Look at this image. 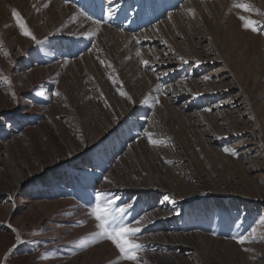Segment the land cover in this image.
I'll use <instances>...</instances> for the list:
<instances>
[{
    "label": "rangeland",
    "instance_id": "374dc122",
    "mask_svg": "<svg viewBox=\"0 0 264 264\" xmlns=\"http://www.w3.org/2000/svg\"><path fill=\"white\" fill-rule=\"evenodd\" d=\"M95 191L140 219L141 264H264V0H0V225L17 241L62 216L65 257L135 264L79 247Z\"/></svg>",
    "mask_w": 264,
    "mask_h": 264
},
{
    "label": "snow or ice",
    "instance_id": "6c2138e0",
    "mask_svg": "<svg viewBox=\"0 0 264 264\" xmlns=\"http://www.w3.org/2000/svg\"><path fill=\"white\" fill-rule=\"evenodd\" d=\"M118 0H113V3H117ZM237 7H242L246 11H250V6L247 4L242 5H236ZM116 9H113L112 7H109L108 10V17L109 19L113 18V14ZM12 16L16 21L17 26L21 29V34L25 37L30 38L32 41H34L37 45H40L43 43L40 39L37 38L35 34L29 29L26 22L23 20L21 13L15 9L12 10ZM88 19H91V17H88ZM240 20L243 22V27L247 30L250 29L254 32L259 31L260 29L256 26V22L248 19L244 16L240 17ZM88 38L91 40L93 37L92 35H89ZM47 39V38H45ZM139 42V41H138ZM137 55H140V53H137ZM158 59V58H157ZM184 63H188L187 60H184L183 57L180 58ZM101 64L104 63V61H100ZM142 63L145 66H149V61L143 60ZM159 78V77H158ZM204 79H209V77H204ZM113 83H117L116 81H113ZM157 91H160V89H157ZM43 93H41L42 95ZM15 94L13 93V96ZM55 95L59 96L60 93L57 91ZM119 95L122 97H125L132 103H135V101L132 100L131 95L127 91H119ZM143 103H148L147 100L143 101ZM154 103H159V98H156L154 100ZM208 111H211V109H207ZM135 114L130 116L128 119L129 121H135ZM148 136V142L156 145L159 143L157 140L152 138V133H147ZM223 151L226 154L237 156L238 154L234 149H230L228 147H224ZM167 163H171V161H166ZM172 203H175V201H171ZM89 207L91 208V211L89 215L91 217H94L95 221H97L96 228L99 229L98 232H95L92 234V236H86L83 240L80 241L79 247L83 248L86 246V243L90 239H97V238H106L108 241H110L115 248L118 250V253L120 257H122L125 261H132L135 262V264H141V259L139 257V252L142 250V244L138 243L134 237H136L139 233L142 232V228L139 226L141 221L138 218L135 221V226L132 222H129L125 220V215L127 213V210L131 207V205L126 206H118L115 204V197L110 196L107 192H100L95 191L94 195L91 198V203L89 204ZM179 214L178 212L176 213ZM81 225H83V221L79 222ZM11 227V225H9ZM255 231V229H253ZM232 239L236 240L238 244L245 245L246 242H248V237L245 235H240L238 237H232ZM16 240L20 243H24V241L21 239L19 235L16 236ZM244 251H248L249 249L244 248Z\"/></svg>",
    "mask_w": 264,
    "mask_h": 264
},
{
    "label": "bare ground",
    "instance_id": "6f19581e",
    "mask_svg": "<svg viewBox=\"0 0 264 264\" xmlns=\"http://www.w3.org/2000/svg\"><path fill=\"white\" fill-rule=\"evenodd\" d=\"M60 5V3H56ZM64 9H74L75 7L64 5ZM62 216L56 217L49 222L46 228H38L29 233L19 234L24 243H20L19 241H15V238L11 234H7L5 232V227L0 225L2 230H0V264H87L91 261L96 264L97 259L95 258L94 251H89L84 257H80L77 259H70L65 257L63 254L66 252L65 247H61V245L69 240V234L71 230L76 227V225L66 227L68 222L61 219ZM25 228L27 230L31 229ZM45 230H50L51 234L57 235L58 239H61L60 243H57L56 237L51 235L42 236ZM42 236V237H41ZM39 237L40 244H42V248L35 252V254H26L28 252V248L20 249L22 246H30L31 240L38 239ZM42 238V239H41ZM29 241V242H28ZM28 250V251H26ZM76 256L80 254V250L77 249L75 251ZM73 253V254H74ZM69 254V253H68Z\"/></svg>",
    "mask_w": 264,
    "mask_h": 264
}]
</instances>
